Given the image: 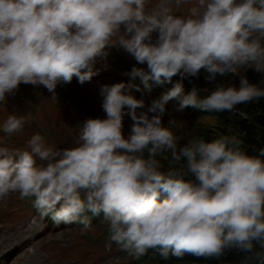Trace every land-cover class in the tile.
I'll return each instance as SVG.
<instances>
[{"label":"clouds","instance_id":"clouds-1","mask_svg":"<svg viewBox=\"0 0 264 264\" xmlns=\"http://www.w3.org/2000/svg\"><path fill=\"white\" fill-rule=\"evenodd\" d=\"M111 47L146 65L126 75L148 90L150 81L198 78L201 70L209 82L243 68L264 73V0H0V103L21 84L55 96L74 77L90 82ZM133 90L139 85L101 86L106 118L86 119L71 146L49 145L40 133L24 149L0 146V201L34 198L42 217L82 230L92 226L87 213L102 215L106 247L136 259L151 249L183 259L235 248L247 254L244 264H264V147L250 154L227 134L180 146L177 121L163 122L171 100L178 112H232L264 98V87L242 77L239 88L217 84L199 98L177 81L146 110ZM30 118L9 114L2 130L21 132Z\"/></svg>","mask_w":264,"mask_h":264},{"label":"rangeland","instance_id":"rangeland-1","mask_svg":"<svg viewBox=\"0 0 264 264\" xmlns=\"http://www.w3.org/2000/svg\"><path fill=\"white\" fill-rule=\"evenodd\" d=\"M186 11V6L178 10V14ZM155 35V34H154ZM133 66L144 67L136 64L133 57L128 58L121 50L113 52L112 61L100 62L102 72L94 76L90 82L83 85L78 83L74 77L72 86L58 84L55 96L49 93L43 86L21 84L22 91L29 97L32 107L26 110L30 114L21 132L8 135L0 134V146L26 147L27 141L34 133H40L49 145L56 147L71 146L75 140L78 127L88 118H106L103 110V97L100 95L101 86L114 83H133L139 85L137 78L132 79L129 73ZM206 73L201 70L199 77L182 79L177 75L173 77L174 83L180 81L186 89L199 88L202 92L210 94L217 84L225 86L233 85L239 88L240 79L245 77L249 83L264 87V73L255 71L254 68H243L237 74L227 76L218 75L215 81L206 80ZM133 90L137 99H143L144 90ZM161 95H158L160 97ZM153 98L144 97L145 110ZM0 103V117L5 121L9 114L21 116L18 102L13 99L9 102ZM178 102L171 100L167 105L163 116L165 125L174 119L177 125L174 131L183 137L180 145L187 142L196 132L206 134L211 141L217 135H236L241 139L231 120L232 112L224 111L218 113H196L176 111ZM247 103L238 104L235 109L238 114L243 115ZM123 131L127 135L130 131L132 121L125 115L123 120ZM167 166L166 161L164 162ZM92 226L88 230H82L79 224H56L50 217H42L33 207L31 198L20 199L19 194H10L0 201V225L8 224L9 228H0V250L15 246L22 249L29 243L25 250L35 253V264H152L144 255V260L136 259L121 251L117 245L106 247L109 231L107 223L103 221L102 215L91 219ZM16 225V226H15ZM34 233L32 235V230ZM32 235V239H31ZM12 248V247H11ZM10 248V249H11ZM7 251H4V253ZM26 252L22 250L11 251L8 256L0 255V264L4 260L7 264H29ZM2 257V258H1ZM5 264V263H4ZM227 264V263H224Z\"/></svg>","mask_w":264,"mask_h":264},{"label":"trees","instance_id":"trees-1","mask_svg":"<svg viewBox=\"0 0 264 264\" xmlns=\"http://www.w3.org/2000/svg\"><path fill=\"white\" fill-rule=\"evenodd\" d=\"M149 83L151 84V88H158L164 85L157 86V84L152 83L151 81ZM165 84H170L172 87L175 83L172 80V83ZM183 88L184 94L189 93L193 89L191 88L187 90L186 87ZM195 89L197 90L199 98H204L208 95L207 93L202 92L199 88ZM184 110L187 112L208 113L191 107ZM244 112L245 113L243 115H240L238 112L233 111L231 120L234 126L238 128V132L241 135V140L243 141V145L246 147V150L250 154H255L257 149L264 147V98L248 102ZM195 136H202L205 140L210 141L206 134L196 132ZM183 144L180 146H183ZM246 255V253L238 251L235 248L226 250L224 255L220 258H197L192 255H185L183 259H176L175 257L164 259L155 249L149 250L146 254L149 263L152 264H244ZM247 264H253V262L247 261Z\"/></svg>","mask_w":264,"mask_h":264},{"label":"bare ground","instance_id":"bare-ground-1","mask_svg":"<svg viewBox=\"0 0 264 264\" xmlns=\"http://www.w3.org/2000/svg\"><path fill=\"white\" fill-rule=\"evenodd\" d=\"M153 83V82H152ZM159 86V85H157ZM234 112H238L236 109H234ZM5 227H8L9 228V223L8 224H2L1 225V228H5ZM2 258V257H1Z\"/></svg>","mask_w":264,"mask_h":264}]
</instances>
